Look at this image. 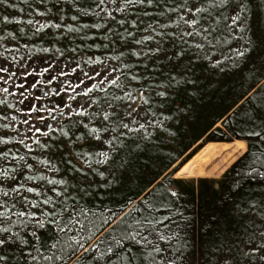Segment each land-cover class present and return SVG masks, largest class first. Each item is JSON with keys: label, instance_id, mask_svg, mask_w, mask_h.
Returning a JSON list of instances; mask_svg holds the SVG:
<instances>
[{"label": "snow or ice", "instance_id": "6c2138e0", "mask_svg": "<svg viewBox=\"0 0 264 264\" xmlns=\"http://www.w3.org/2000/svg\"><path fill=\"white\" fill-rule=\"evenodd\" d=\"M22 2L28 4L29 0H22ZM62 2L63 0H53L52 7H49V0H35V5L43 6V10L39 6L30 5V7L36 15L47 17L53 7H59V10L63 12L64 9L60 7ZM66 2L71 4L73 0H66ZM0 3H7V0H0ZM246 5L247 0H92L91 6L83 10L84 15L99 17L104 23L85 24L82 27L100 29L111 20L121 26L127 24L131 29L149 32L151 34L142 35L137 39L135 31L125 28L124 34H121L119 39L123 41L126 37L131 38L126 46L134 43L147 47L149 42L154 43L155 46L147 47V51L143 49L137 51L135 47H132L130 54L137 59L151 60L153 64H156L159 60L171 61L172 56L183 57L185 50L194 49L196 53H205L206 48L212 49L222 41L229 44L233 40L246 41L243 35L245 32L243 21L247 18ZM10 6L14 7V5ZM19 11L23 12L24 9L20 8ZM117 15L122 18L117 19ZM60 18L63 19V16ZM78 18L76 15L71 16L73 21ZM145 18L148 19L147 23ZM0 23L38 25L35 27L36 33L50 27L56 29L65 27L69 32L80 30L72 25L65 26L49 20L41 23L31 18L21 21L19 18L10 19L4 16ZM19 31L24 32V29L20 28ZM112 31L111 28L107 29L108 33ZM225 32L228 35H223ZM165 37L172 44L178 41L180 50L169 53L163 48ZM6 38L14 40L15 34L8 32L6 36L0 35V42ZM18 51L17 44L5 46L0 43V85H3L0 86V94L4 97L0 98V105L6 106L7 109H16L17 105H23L29 99L27 78L37 74L35 69L10 70L8 65L18 61V57L12 53ZM42 51L50 50L44 48ZM72 51L76 50L72 49ZM250 51L251 48L247 47L230 50L236 58H243ZM123 55L124 53H120L108 58L120 60ZM29 58H31L30 55ZM205 58L211 60V55L205 53ZM87 63L104 64V61L96 57L94 61L89 58ZM220 63H222L221 60H216L213 66ZM142 66L147 68L148 64L145 63ZM24 67L27 68V65L25 64ZM52 67L54 65L50 64L38 74L42 76ZM79 67L80 65L77 64V68ZM136 67L138 65L130 63L119 66L106 64L103 75L101 71H95L93 75L85 72L83 75L87 80L93 81L90 85L82 88L86 81L81 79L74 85L71 82H64L61 83L59 90L50 88L43 93L44 96L50 94L57 97L63 96L62 103L53 102L51 107H37L36 103H32L26 110L19 109L27 116L26 119L20 120L19 124L0 123V128H13L15 133L14 135L0 133V146H3L0 147V264H65L66 257L57 254L63 253L65 249H71L72 254L82 251V254L76 257L74 264H80L81 261H89L90 264H137L138 261L141 264H182L185 259L183 246L179 243H171L174 238L179 239V233L165 234L166 230L171 231L169 224L166 223L171 220V217L169 215H161L155 219L152 217L153 213L161 210L148 203V196L154 190L142 197L137 205L115 224H113L115 216L106 219L93 236L87 237L86 245L74 233L87 231L88 217L98 213L81 206L80 197L76 195L73 185L63 177L46 175L38 171L33 163L28 162L35 161L46 166L47 172L58 173L59 167L50 159L20 153V148L29 154L38 149L47 152L50 144L42 141L41 137L54 139L52 133H59L60 137L64 138L62 145L66 153H73L77 141H83V144L75 151V155L83 159L91 169L93 165L108 164L109 151L114 152L116 148L122 147L127 139L133 137V134L143 131L146 136L150 135L147 126H159L162 121L157 118L150 103L153 95L148 94L149 90L151 89L156 97H166L167 93L157 91L163 81L152 82L148 76L132 71ZM172 67L174 70L178 65L173 64ZM75 71L76 68H73L72 72ZM70 74L62 69L58 75L51 76L47 85L53 84L59 77ZM98 77L99 80H97ZM16 80L23 82L16 83ZM168 80L176 81V75L170 74ZM10 83L12 91L8 86ZM39 83V80L36 81L30 88L35 89ZM16 88L23 91L16 92L14 90ZM94 92L102 95H93ZM252 95V93L249 94V100ZM15 96L19 99L10 103L7 97ZM31 99L40 101L43 97L35 96ZM45 111L47 116L43 115ZM34 113L38 114L35 120L40 122L42 127H37L33 122ZM17 119L15 114L11 116L0 114V121H16ZM48 120L56 122L57 126L46 123ZM63 120L70 122L67 128ZM73 127L75 131H70ZM244 139H252L255 143L246 144ZM236 143L246 155L264 150V121L257 123L253 119L252 127L244 132L243 138ZM9 145L13 146L9 147ZM90 146H95L99 150L88 151L87 148ZM105 147L108 151L104 150ZM256 163L264 167V158L257 157ZM68 164H72L71 159L68 160ZM73 170L82 171V169ZM99 175L103 177L104 173L100 172ZM249 175L264 177V171L254 166ZM171 195L177 194L171 192ZM140 205L144 207L140 208ZM137 210L148 214L135 219L131 224H125L127 230L122 234L116 233L117 228ZM46 225L53 227L55 235L45 240L38 234L37 229H43ZM96 237L99 239L92 243L91 241ZM161 242L167 246L161 247ZM212 255L215 264H264V213L258 220L252 221L241 244L236 248H218ZM188 264H201V258L192 257L188 260Z\"/></svg>", "mask_w": 264, "mask_h": 264}, {"label": "rangeland", "instance_id": "374dc122", "mask_svg": "<svg viewBox=\"0 0 264 264\" xmlns=\"http://www.w3.org/2000/svg\"><path fill=\"white\" fill-rule=\"evenodd\" d=\"M52 2L53 0H49V7H52ZM91 3L92 0H73V2L69 4L66 0H63L60 7H62L64 11L61 12L59 7H53L52 12H50L47 17H40L32 11L30 5L39 6L35 5V0H29L28 4L23 3L22 0H7V3H0V20H2L4 16H8L10 19L13 17L19 18L21 21H26L31 18L41 23L45 22V20H49L61 23L65 26L72 25L74 28L80 29L78 32H69L65 27L60 29L50 27L36 33L35 27L38 25H28L27 23H0V35L6 36L8 32L15 34L14 40L6 38L0 43H3L5 46L10 44H17L19 46V51L12 53L18 57V61L8 65L10 70L15 71L17 68L21 71L35 69L37 73L27 78L26 87L29 89L30 96L23 105H17L16 109H7L6 106L0 105V114L7 116L15 114L18 119L16 121L3 120L0 121V123L19 124L20 120L27 118L19 109L26 110L32 103H36L37 107H51L53 106V102L62 103L64 99L63 96L57 97L51 94L49 96H44L43 93L49 91L50 88L59 90L61 83L64 82H71V84L74 85L79 83L81 79L86 81V84L83 85L82 88L86 87L93 81L87 80L83 74L86 72L89 75H93L95 71H101L103 75L104 66L106 64L112 66H119L123 63L136 64L138 67L132 69V71L148 76L152 82L159 83L163 81L161 87L158 88L157 91H165L167 93L166 97L154 96L151 89L148 93L153 95V99L150 103L153 106V110L156 112L157 118L161 119V125L155 127L148 125L147 128L150 135L146 136L143 131L135 133L132 138L124 142L122 147L116 148L114 152L109 151L110 160L108 164L93 165L90 169L83 159L75 155V151L79 149L83 141H77L73 153L69 154L65 152V148L62 145L64 138L60 137L59 133H52L54 139L41 137L42 141H47L50 144V148L47 152L38 149L36 152L29 154L26 153L23 148H20V153L22 154L50 159L54 165L59 167L60 171L58 173L47 172L46 166L40 165L35 161L29 160L28 162L33 163L38 171L44 172L46 175L50 174L58 176V178L63 177L67 180L73 185L77 192V196L80 197V203H92L100 207V202H102L108 194L128 188L134 182L138 173L140 174L139 179L143 182L152 181L156 175L163 170L171 158L179 152L182 144L200 128L199 119L201 115L206 116V109L227 110L239 96L248 91L249 88L255 86L257 81L264 76V0H247V18L243 21L245 25V32L243 35L246 37V41L233 40L230 44L222 41L221 44L212 49L206 48L205 53L211 55V60L205 58V53H196V50L193 49L185 50V55L183 57L172 56L171 61L159 60L156 64H153L151 60L137 59L130 54V49L132 47H135L137 51H141L142 49L147 51V47L155 46L154 43L149 42L147 47L135 45L134 43L126 46L127 41L131 38L126 37L123 41L119 39V36L124 34L125 28L129 31H135L137 39L142 35L151 33L131 29L127 24L121 26L111 20L107 21L105 27L100 29L82 27V25L85 24L104 23L99 17L84 15L83 10L88 9ZM10 5H14V7ZM39 7L43 10V6ZM20 8H23L24 11L20 12ZM73 15L79 18L73 21L71 19ZM61 16H63V19L60 18ZM120 18L122 17L117 15V19ZM147 22L148 19L145 18V23ZM141 27H143V25ZM20 28H23L24 32H20ZM108 28H111L113 31L108 33ZM169 31H173V29H169ZM223 35L226 36L228 33L225 32ZM164 41L162 47L167 49L169 53L180 50L178 41L176 44H172L167 37L164 38ZM25 45H27V47H25ZM242 47L251 48V51L243 58H236L235 55L230 52L233 48L242 49ZM44 48H48L50 51H42ZM72 49L76 51H72ZM61 53H63V55H61ZM120 53H124L120 60H111L108 58L110 56L119 55ZM212 53H214V55ZM29 55L31 58H29ZM230 56L231 58H228ZM96 57H100L104 61V64L87 63L89 58L94 61ZM189 57H191V59H189ZM216 60H221L222 63L213 66V62ZM145 63L148 64L147 68L142 66ZM25 64L27 68L24 67ZM50 64L54 65V67H52L48 73L42 76L38 74ZM77 64L80 65L79 68H77ZM173 64L178 65L174 70L172 67ZM73 68H76L74 73L72 72ZM62 69L71 74L59 77L56 82L47 85V81L51 76L58 75ZM154 69H158V71H154ZM170 74L176 75V81L168 80ZM38 80L40 83L37 84V87L31 89V84ZM97 80H99V77ZM21 82L23 81L16 80V83ZM260 84L261 83L254 87L250 93ZM8 86L10 87V91H12L13 88L11 83ZM14 90L16 92L23 91V89L19 88ZM77 91H80V89H77ZM110 91L112 90L110 89ZM25 94L28 95L29 93ZM249 94H247L245 98H247ZM93 95L100 96L102 94L94 92ZM35 96H42L43 99L40 101L32 100L31 97ZM0 98H4L3 94H0ZM7 99L10 103H14L19 97H7ZM257 103L260 105L262 104L264 107V95L257 100ZM240 104L241 103L236 104L234 109ZM252 107L253 106H249L247 109L252 113L253 118L257 122L264 121V114L262 115L260 113V116L256 118L252 112ZM37 115L36 113L33 114V122L36 123L37 127H42V124L35 120ZM43 115L47 116V112L45 111ZM62 122L66 128L70 123L68 120H63ZM46 123H52L54 127L57 126L56 122L52 120H48ZM215 126L219 129H216V131L210 135L211 140H233L236 138L242 139L243 133L247 132L249 128L252 127V122H246L243 116L237 114L229 118L227 125L219 121ZM70 131H75V127ZM5 132L8 135L15 134L13 128H0V133ZM246 140L249 144V139ZM204 142L205 140L200 143H195L168 170H175V168L183 162V159L196 151L200 147V144ZM12 146L13 145H9V147ZM134 146L145 153V155H143L144 157L133 155L130 152L133 150ZM16 147L19 146L16 145ZM87 150L98 151L99 149L95 148V146H90ZM104 150L108 151L107 147H105ZM189 151L190 153H188ZM243 154L238 155L236 160ZM69 159L72 160L71 165L68 164ZM231 165L229 167H231ZM73 169H82V171ZM168 170L165 172L168 173ZM100 172L104 173L103 177L99 175ZM165 172L163 173L164 175L167 174ZM224 173L219 177L206 178H220ZM163 176L160 177L159 180H161ZM168 176L173 178H192L186 176L178 177L175 176V174ZM198 178L199 177H195L194 179ZM169 184L172 190H179L183 193L186 192L188 188V184L185 183L176 184L169 181ZM226 185L227 182L219 184L223 190L226 188ZM207 189L208 186L203 184V193L207 192ZM231 198L232 195H229L227 198L221 197V201L218 200V204H222L224 200L228 202ZM256 202L257 200L254 201V205H250L245 209V203L243 201L242 203L234 201L229 206L228 212L230 211L232 214L230 216H227L225 212L219 213L214 207H207L206 211L202 212L203 215L200 217L199 229L207 232L209 235L205 242L197 246L196 252H193L185 243L182 244L183 256L185 257L182 264H188V260L192 257H200L201 264H209L210 261L211 264H215L212 254L216 252L218 248H236L237 245L241 244L245 239V233L250 229L252 221L260 218L261 214L256 213ZM218 204L216 203L215 207H219ZM166 223L169 224L171 229V231H165L166 235H171L172 232H178L179 237H182L181 235L185 237L189 235L188 226L184 224L170 225L169 222ZM217 223L219 224L217 225ZM152 238L155 239V237ZM160 246L166 247L167 245L161 242ZM80 254H82V252ZM74 261H76V257L69 264H72ZM80 264H89V261H81Z\"/></svg>", "mask_w": 264, "mask_h": 264}, {"label": "trees", "instance_id": "16d2710c", "mask_svg": "<svg viewBox=\"0 0 264 264\" xmlns=\"http://www.w3.org/2000/svg\"><path fill=\"white\" fill-rule=\"evenodd\" d=\"M263 78L264 76H262L257 81L255 86L249 88L248 91L239 96L237 100L231 106H229V108H227V110L220 111L218 109L214 110L212 108L206 109V116L201 115L199 119L200 128H198L194 135L188 138L182 144L179 152H177L173 158H171L163 170L158 173L152 181L143 182L139 179L140 174L138 173V175H136V179H134V182L128 188L108 194L105 199L102 200V202L99 201L101 203L100 207H97L99 205L96 206L92 203L89 204L82 202V207L93 209V211H96L98 214L95 216L90 215L88 217L87 231L83 233L76 232L74 235H76L78 239L82 240L87 245V237L93 236L103 226L106 219H110L111 217L115 216V220H113V224H115L117 220H120L121 217L125 215V213H128L135 205H137V202L142 197L152 190L154 191H152V194L148 196V203H150L154 208L161 209L160 212L152 214L153 219L158 218L161 215H169L171 220L167 222H169L170 225L184 224L188 226L187 229H189V235H187V237L181 235L182 237H179V239L174 238L172 240V244L179 243L182 245L185 243L187 247L189 246L190 249L193 250V252H196L197 246L200 243L205 242L207 236L209 235L207 232L201 231L199 229L200 217L203 215L202 212L206 211L207 207H214L219 213L225 212L227 216H230L232 214L230 211L228 212L229 206L234 201H239L241 203L243 201L245 203L246 209L250 205H254V201L257 200L256 213H264V177L249 175L254 166L260 171H264V167L256 163L257 157L264 158V150L261 152H253L250 155H246L244 152V154L239 157L238 160H236L220 178H173L168 175H173L174 170L169 171L163 176L161 180H159L150 190L146 192L150 185L155 180L160 178L165 171L170 169V167L195 143H200L203 140H205V142L211 140L210 135L213 134L216 129H219L215 126L217 122L221 121L224 125H227L229 118L237 114L243 116L246 119V122H252L254 118L252 113H250L247 109L249 106H253L252 112L256 118L260 116V113L263 115L264 107L262 104L261 106L259 103H257V100H259L260 97L264 95V81L252 92L253 95L251 100H249V96L245 98V96L254 87H256ZM256 93H258V95ZM243 98H245L243 102L233 109L231 113H228ZM204 143L200 144V147ZM253 143H255V141L249 139V145ZM190 151L188 153H190ZM130 152L133 155H138L139 157H144L143 155H145V153L136 146H134L133 150ZM194 152L189 154L188 157ZM188 157L183 159V162ZM49 176L53 175L49 174ZM56 178H58V176H56ZM169 181L176 184H188V188L184 193L180 192L179 190L174 191L170 188ZM223 182H227L226 188H224V190L221 189V186H219V184ZM203 184L208 186L207 192L204 193L202 190ZM171 192H175L177 195L172 196ZM229 195H232L230 201L227 202L224 200L222 204H218V200L221 201V197L227 198ZM216 203L219 205V207H215ZM139 207L143 208L144 205H140ZM147 214V212H141L139 210L133 212L132 215L127 218L125 223L121 224L120 227L117 228L116 233L122 234L123 231L127 230L125 228V224H131L135 219H140L142 216ZM218 224L219 223H217V225ZM37 231L42 239L45 240L55 235L54 229L51 225H46L43 229H37ZM104 231L106 232L107 229L105 228ZM116 233H114V235ZM96 238L99 239V237ZM95 239H93L91 242L95 243ZM65 243H67V241H65ZM72 243L74 244L75 242ZM81 252L72 254L71 249H65L63 253L57 254L64 255L66 257L65 264H69ZM72 264H74V262ZM137 264H141V262L138 261Z\"/></svg>", "mask_w": 264, "mask_h": 264}, {"label": "bare ground", "instance_id": "6f19581e", "mask_svg": "<svg viewBox=\"0 0 264 264\" xmlns=\"http://www.w3.org/2000/svg\"><path fill=\"white\" fill-rule=\"evenodd\" d=\"M233 140H208L190 155L174 173L181 177H219L244 150ZM244 143L248 141L244 139Z\"/></svg>", "mask_w": 264, "mask_h": 264}, {"label": "water", "instance_id": "95a60500", "mask_svg": "<svg viewBox=\"0 0 264 264\" xmlns=\"http://www.w3.org/2000/svg\"><path fill=\"white\" fill-rule=\"evenodd\" d=\"M264 81V78L262 79V81L260 82V83H262ZM250 93V92H249ZM248 93V94H249ZM246 97V96H245ZM244 99V98H243ZM242 99V100H243ZM242 100L239 102V103H241L242 102ZM234 108H232L230 111H229V113L233 110ZM183 163H181L179 166H177L176 168H175V170H174V173L180 168V166L182 165ZM169 171V170H168ZM165 173H167V172H165ZM164 175V174H163ZM163 175H161V177L163 176ZM159 179L160 178H158L157 180H155L151 185H150V187L146 190V192L148 191V190H150L156 183H157V181H159Z\"/></svg>", "mask_w": 264, "mask_h": 264}]
</instances>
